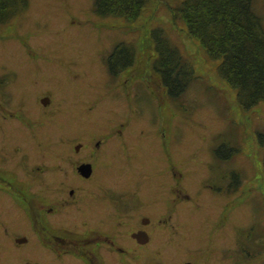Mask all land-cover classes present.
Returning <instances> with one entry per match:
<instances>
[{"label":"rangeland","instance_id":"374dc122","mask_svg":"<svg viewBox=\"0 0 264 264\" xmlns=\"http://www.w3.org/2000/svg\"><path fill=\"white\" fill-rule=\"evenodd\" d=\"M93 1L28 0L27 9L12 23L0 25V94L6 91L3 87L13 72L20 77L47 76L49 79L40 80L36 88L26 89V109L39 120L31 126L37 139L61 134L57 126L63 119L118 121L132 125L123 134L141 136L145 142L136 148L133 164L163 168L164 158L169 157L174 171L188 174L191 185L206 182L209 171L219 183L225 173L234 172L237 193L228 199L233 212L228 209L226 217L235 222L239 261L264 264V145L258 141L264 138V101L249 111L240 109L235 90L216 73L217 62L207 60L182 25L172 22L170 8L180 0H149L133 22L98 20ZM252 11L264 30V0H252ZM151 27L161 28L194 70V79L179 99L166 97L151 71ZM126 42L134 47L135 65L113 77L107 71L106 58L117 44ZM54 82L69 84L49 108L34 103V96ZM3 109L0 133L25 141L3 121ZM147 141L152 142L148 147ZM166 175L163 169L151 180L164 186L170 181ZM194 194L210 207L207 204L202 213L199 208L192 209L189 219L196 232L209 234L213 231L210 222L225 202L213 195L209 198L205 192L197 194L196 190ZM25 254L39 257L32 248L17 256Z\"/></svg>","mask_w":264,"mask_h":264},{"label":"flooded vegetation","instance_id":"af4514ba","mask_svg":"<svg viewBox=\"0 0 264 264\" xmlns=\"http://www.w3.org/2000/svg\"><path fill=\"white\" fill-rule=\"evenodd\" d=\"M48 79L13 72L0 94L3 121L28 142L0 133V264H246L239 261L235 222L226 217L237 193L234 172L219 183L209 171L206 182L191 185L169 157L163 168L133 164L145 142L123 134L132 125L118 121L63 119L61 134L37 139L31 126L39 120L26 109V89ZM68 84L49 83L33 102L49 108ZM163 169L170 181L158 186L151 179ZM196 190L225 202L209 234L196 232L189 219L192 209L210 207ZM26 248L39 257H18Z\"/></svg>","mask_w":264,"mask_h":264},{"label":"trees","instance_id":"16d2710c","mask_svg":"<svg viewBox=\"0 0 264 264\" xmlns=\"http://www.w3.org/2000/svg\"><path fill=\"white\" fill-rule=\"evenodd\" d=\"M148 3L94 0L93 14L98 20L133 22ZM27 7L28 0H0V25L12 23ZM170 16L174 24L182 25L188 38L198 43L207 60L217 62V75L235 90L242 111L264 101V30L252 11V0H180L170 8ZM148 35L154 52L152 73L166 97L181 98L195 77L192 66L161 28L151 27ZM135 58L131 43L117 44L105 61L109 75L115 77L134 67ZM258 141L264 145V138Z\"/></svg>","mask_w":264,"mask_h":264}]
</instances>
